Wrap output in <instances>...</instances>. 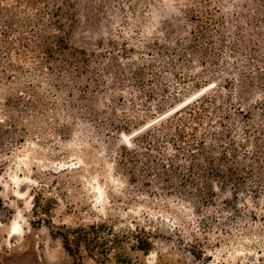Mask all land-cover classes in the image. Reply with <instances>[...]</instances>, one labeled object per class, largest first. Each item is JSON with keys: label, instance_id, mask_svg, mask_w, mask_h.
<instances>
[{"label": "rangeland", "instance_id": "obj_1", "mask_svg": "<svg viewBox=\"0 0 264 264\" xmlns=\"http://www.w3.org/2000/svg\"><path fill=\"white\" fill-rule=\"evenodd\" d=\"M102 221L131 264H264V0H0V264Z\"/></svg>", "mask_w": 264, "mask_h": 264}, {"label": "trees", "instance_id": "obj_2", "mask_svg": "<svg viewBox=\"0 0 264 264\" xmlns=\"http://www.w3.org/2000/svg\"><path fill=\"white\" fill-rule=\"evenodd\" d=\"M138 229L127 230L121 236L114 233V227H109L106 222H96L89 225L69 227L62 226L57 232L52 231V236L60 238L62 247L72 257L82 260V251L90 258L94 259L95 253L100 254L97 264H112L113 259H122V254L118 252L122 248V242L132 237L137 238ZM135 248L146 253L149 250L148 243L137 241ZM133 247V248H134ZM115 255L112 257L113 252ZM124 264H131L130 259H122ZM75 260L74 264L78 263Z\"/></svg>", "mask_w": 264, "mask_h": 264}]
</instances>
